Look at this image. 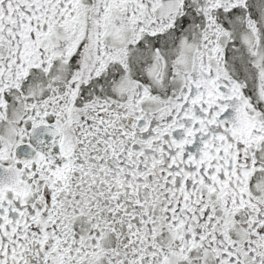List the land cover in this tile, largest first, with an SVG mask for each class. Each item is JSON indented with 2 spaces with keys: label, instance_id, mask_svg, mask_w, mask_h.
<instances>
[{
  "label": "snow or ice",
  "instance_id": "snow-or-ice-1",
  "mask_svg": "<svg viewBox=\"0 0 264 264\" xmlns=\"http://www.w3.org/2000/svg\"><path fill=\"white\" fill-rule=\"evenodd\" d=\"M0 264H264V0H0Z\"/></svg>",
  "mask_w": 264,
  "mask_h": 264
}]
</instances>
